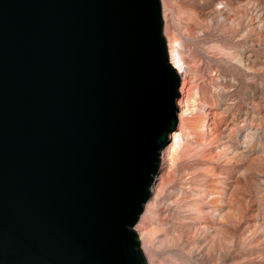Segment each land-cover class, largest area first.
I'll return each mask as SVG.
<instances>
[{
  "label": "water",
  "instance_id": "95a60500",
  "mask_svg": "<svg viewBox=\"0 0 264 264\" xmlns=\"http://www.w3.org/2000/svg\"><path fill=\"white\" fill-rule=\"evenodd\" d=\"M180 87L161 0H0V264H148Z\"/></svg>",
  "mask_w": 264,
  "mask_h": 264
},
{
  "label": "rangeland",
  "instance_id": "374dc122",
  "mask_svg": "<svg viewBox=\"0 0 264 264\" xmlns=\"http://www.w3.org/2000/svg\"><path fill=\"white\" fill-rule=\"evenodd\" d=\"M161 2L167 43L177 44L192 82L188 121L205 126L170 156L164 149L151 189L164 194L142 226L151 242L141 248L148 264H264V0ZM218 196L225 219L212 221ZM205 221L221 242L210 252L212 236L196 229ZM191 233L204 257L191 251Z\"/></svg>",
  "mask_w": 264,
  "mask_h": 264
},
{
  "label": "bare ground",
  "instance_id": "6f19581e",
  "mask_svg": "<svg viewBox=\"0 0 264 264\" xmlns=\"http://www.w3.org/2000/svg\"><path fill=\"white\" fill-rule=\"evenodd\" d=\"M168 50H169L170 61H171L172 65L176 68L177 72L181 76L182 85H181V89H180L181 97L178 98V105L180 108L179 115H178L179 129H178V131L176 130L175 132L171 133L170 141H169L170 143L166 147V150L163 153V156H170L173 153L175 147H178L180 145L179 140H182V139H184V137L191 135V133H190L191 131L194 132V134H195V132L197 130L200 131L202 129V127L205 126V124L203 125L202 121H199V120L194 121V122L188 121V116L194 110L192 107L193 105L190 104L191 98L188 97L190 91L193 89L191 79L189 78V75H188L189 69L187 68L186 62H185L181 52L177 49V44L169 42ZM201 133L202 132H200V134ZM197 135H198V133H197ZM230 153H233L231 155L230 159L236 158V156H237L236 150H234ZM151 192H152V190H151ZM163 194H164L163 188L161 186L158 190H156L155 196L151 197V199L147 202V204L145 206L146 207L145 212L142 214V217L140 218L139 225L138 224H137L138 226L136 225L137 228L135 230L138 234V239L141 243L142 248L149 246V244L151 242V232L142 226L146 223L148 213L152 209L157 207L159 203H161V201H162L161 197ZM221 201L222 200H221L220 196L211 200V204L216 211V213L212 216V221H214L215 219H217V220H224L225 219V215L223 213V205L221 204ZM230 216H231V214H230ZM196 225H197L196 229H198V231L202 232L205 236H208V237L212 236V237H210L211 242L209 243V249H206V252H210V248L212 250H215L216 243H217V247H218V245L221 246L220 245V243H221L220 239L217 238V236H216L217 231H216V228L214 227V224L211 225L208 223V221H205L202 224L197 223ZM173 236L177 237L178 239H181L180 230H177ZM195 238L196 237H194V234L191 233V235L189 236V242L192 243L191 251L192 252L197 251L198 252L197 255L202 254L204 257L205 255H204L203 250H205L206 245L203 244V241H198ZM206 256L208 257L207 254H206ZM148 259L150 261H154V259L152 257H150V258L148 257Z\"/></svg>",
  "mask_w": 264,
  "mask_h": 264
}]
</instances>
